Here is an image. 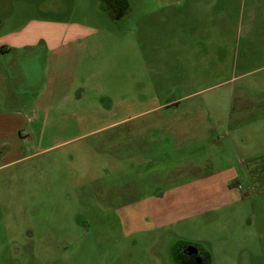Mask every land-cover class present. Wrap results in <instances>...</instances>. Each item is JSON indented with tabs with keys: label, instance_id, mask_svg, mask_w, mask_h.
Wrapping results in <instances>:
<instances>
[{
	"label": "rangeland",
	"instance_id": "1",
	"mask_svg": "<svg viewBox=\"0 0 264 264\" xmlns=\"http://www.w3.org/2000/svg\"><path fill=\"white\" fill-rule=\"evenodd\" d=\"M122 2L0 0V264H264V0Z\"/></svg>",
	"mask_w": 264,
	"mask_h": 264
},
{
	"label": "flooded vegetation",
	"instance_id": "2",
	"mask_svg": "<svg viewBox=\"0 0 264 264\" xmlns=\"http://www.w3.org/2000/svg\"><path fill=\"white\" fill-rule=\"evenodd\" d=\"M113 2H114V4H112V6H113L112 10H115L117 6L115 5L116 2L115 1H113ZM6 184H8L7 181H6ZM20 193H21L20 198L24 199L23 198L24 194L22 192H20ZM7 201L9 203H5L6 204L5 213L3 211L4 214L1 215V217H2L1 224L3 226H6L7 221L10 220V218L12 216H15L18 213V211H19L20 215L24 214V211L22 210V208L18 207L15 203H11L10 199ZM129 203L131 204L132 202L130 201ZM132 204H135V203H132ZM145 210H147V209L145 208ZM76 220H77V223L79 226L84 225V227H85L84 231H87V229L91 230L89 228L90 223L87 222L86 219H81V218L77 217ZM19 222L22 223V219H20ZM128 227H129L130 231H133V229H139V230L143 229L142 227H140V225L137 222H134V224H133L132 221L130 222V225H128ZM27 232H29V231L26 229V230L22 231L21 234L27 236ZM5 237H7L6 242L9 243L10 239L8 238L9 237L8 234H5L4 238ZM27 237H29V236H27ZM158 243L159 244L162 243L161 247H162V252L164 253V257L167 260L166 264H211V262H212L210 252L207 251L205 248H203V246L200 245L199 243H195L193 241H188V240H183V239H176L174 241H171V240H168L167 236L166 237L164 236L162 238V240H160L156 243V245ZM16 251H17L16 249H13L12 252L15 253ZM52 263H55V259L54 260L52 259L51 262L47 261V263H45V264H52ZM258 264H262V263H258Z\"/></svg>",
	"mask_w": 264,
	"mask_h": 264
},
{
	"label": "crops",
	"instance_id": "3",
	"mask_svg": "<svg viewBox=\"0 0 264 264\" xmlns=\"http://www.w3.org/2000/svg\"><path fill=\"white\" fill-rule=\"evenodd\" d=\"M39 33H40V31H39ZM18 34H21V32H19ZM43 33H41V35H42ZM69 37H71V38H76V37H78V34H73V35H71V36H69ZM40 38V37H39ZM21 39V38H20ZM22 41H24V40H22ZM24 43V42H23ZM23 43H18V44H13V43H10V44H13V45H11V47L12 48H14V47H16V48H20V47H23L24 45H22L21 46V44H23ZM33 43V42H32ZM2 46H4V45H2ZM14 46V47H13ZM50 48H56V46H58V45H56V46H54V45H48ZM49 47H46V48H49ZM224 191H225V189H224ZM164 194H165V192H163L162 193V197H164ZM188 195V194H187ZM143 204H145L146 206L149 204V205H152V210H154V203H158L159 201H160V196H157L156 198L154 197V196H152V195H147V196H145L143 199L141 198V200H140ZM139 201L137 200L136 201V203H138ZM222 202V201H221ZM209 206H211V207H216V204H214V205H209ZM147 210H148V208H147ZM151 210V209H150ZM164 214H166V219L165 218H161V221L162 222H170V221H172V220H175V219H177V216H175V217H173V218H171V216H167V214H168V212H166V211H164L163 212ZM178 217H180V214L178 215ZM160 221V220H159Z\"/></svg>",
	"mask_w": 264,
	"mask_h": 264
},
{
	"label": "trees",
	"instance_id": "4",
	"mask_svg": "<svg viewBox=\"0 0 264 264\" xmlns=\"http://www.w3.org/2000/svg\"><path fill=\"white\" fill-rule=\"evenodd\" d=\"M113 1H115L116 3H115V5L117 6L116 7V9L115 10H113V13H120V11H121V6L120 5H122V0H120V2H119V0H102V2H104V4L105 5H112V4H114V2ZM123 8V7H122ZM116 17V16H115Z\"/></svg>",
	"mask_w": 264,
	"mask_h": 264
}]
</instances>
